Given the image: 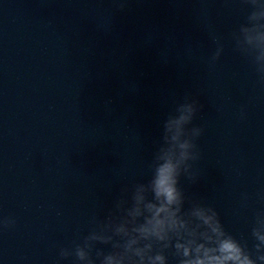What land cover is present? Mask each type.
Segmentation results:
<instances>
[{
  "label": "water",
  "instance_id": "95a60500",
  "mask_svg": "<svg viewBox=\"0 0 264 264\" xmlns=\"http://www.w3.org/2000/svg\"><path fill=\"white\" fill-rule=\"evenodd\" d=\"M247 11L240 0H0V220L14 221L0 225V264H69L59 249L121 186L147 179L185 95L203 106L192 122L203 132L196 183L180 185L248 235L264 209V84L230 39Z\"/></svg>",
  "mask_w": 264,
  "mask_h": 264
},
{
  "label": "clouds",
  "instance_id": "9594fccd",
  "mask_svg": "<svg viewBox=\"0 0 264 264\" xmlns=\"http://www.w3.org/2000/svg\"><path fill=\"white\" fill-rule=\"evenodd\" d=\"M240 3L248 11L230 39L264 84V0ZM214 42L210 63L223 52L219 38ZM202 107L196 98L185 95L163 121L147 179L121 186L111 207L90 219L86 234L59 249V260L69 264H264V209L254 213L247 236L237 235L225 228L214 206L187 195L180 185L182 177L191 183L197 180L193 165L201 157L196 141L203 129L192 122ZM243 200L241 206L246 207L247 197ZM12 224L11 218L0 220L4 228Z\"/></svg>",
  "mask_w": 264,
  "mask_h": 264
}]
</instances>
